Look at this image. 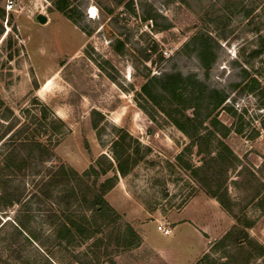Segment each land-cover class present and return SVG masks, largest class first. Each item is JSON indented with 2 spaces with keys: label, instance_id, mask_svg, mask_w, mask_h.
I'll return each mask as SVG.
<instances>
[{
  "label": "rangeland",
  "instance_id": "rangeland-1",
  "mask_svg": "<svg viewBox=\"0 0 264 264\" xmlns=\"http://www.w3.org/2000/svg\"><path fill=\"white\" fill-rule=\"evenodd\" d=\"M56 1L0 0V264H165L148 246L134 244L126 197L161 216L206 193L201 179L211 172L209 166L196 171L208 160L206 144L198 153L141 95L148 78L171 70L229 93L237 115L216 112L231 127L224 141L238 157L226 175L228 196L233 215L250 224V237L264 247V0H68L84 30ZM40 13L46 23L37 20ZM203 33L214 46L209 71L194 51V37ZM252 78L258 87H243ZM55 117L64 122L61 130L52 128ZM121 131L131 135L129 152L139 161L118 174L122 188L112 195L113 205L108 200L121 219L102 227L82 202L78 180L47 179L61 165L83 173L102 154L103 167L116 165L112 143ZM32 137L53 151L50 160L25 145ZM108 177L112 171L97 182L98 190ZM86 180L94 183L96 176ZM210 214L197 208L178 231L210 225L216 217ZM146 219V243L184 259L176 231L165 235L157 219ZM222 238L200 264H264V254L248 259L233 237Z\"/></svg>",
  "mask_w": 264,
  "mask_h": 264
},
{
  "label": "trees",
  "instance_id": "trees-1",
  "mask_svg": "<svg viewBox=\"0 0 264 264\" xmlns=\"http://www.w3.org/2000/svg\"><path fill=\"white\" fill-rule=\"evenodd\" d=\"M55 6L66 17L83 29L80 25V19L77 18L78 10L69 7L68 0H57ZM194 41H196L194 51L197 54V58L202 67L206 71H209L215 61L212 52L214 47L213 40L210 36L203 33L194 37ZM258 85V79L252 78L243 87H248L252 90L254 87H258ZM238 86L239 83H236L232 87ZM141 95L144 96L148 104L153 103L156 105L175 127L191 139L192 145L198 148V153H204L203 146L206 144L205 146L208 148L206 151L208 160L203 161V165L196 171L203 170L207 166L210 167V174L207 173L205 179H201L206 193L216 199L225 211L233 215L231 201L228 196V187L226 186V175L229 169L235 165L238 157L224 141L231 131V127L225 125L216 114L217 110L225 109L231 115H237V111L233 105L227 102L229 93L225 89L211 88L205 80L198 78L195 74L184 75L179 71L171 70L161 72L158 75H152L148 78L141 87ZM140 106L152 120H156L155 115L148 108L143 105ZM152 108L155 109V107ZM190 109L192 110L191 115L188 114V110ZM42 112L43 116L47 117L50 112L49 107L43 106ZM206 122H209L210 127L205 125ZM62 127H64V122L61 119L56 117L52 119L53 129L58 131ZM93 127L97 129V123H94ZM237 132H241V129H237ZM15 139L20 138L17 135ZM130 139L131 135L127 131H121L117 139L113 141L112 151L116 165L110 161L107 167H103L101 160L107 159V157L105 154H102L95 161V164L91 165L83 173H79L72 168L67 170L64 165H61L59 172L50 175L47 180H50L51 183H56L60 175L61 177L68 176L69 180L72 177L78 180L80 198L87 209L96 215L98 220H101L102 227L114 224L121 219V215L108 202L105 194L116 185L119 177L118 174L126 175L139 161V158L133 157L132 153L129 152L131 147L129 143ZM28 140H30L29 145L28 143H25V145L30 146L31 150H37L39 152L38 157L41 160H50L53 157V151L46 144L33 137ZM110 171L113 172V177L104 179L100 184L102 189L98 190L97 182ZM92 174L96 176V181L89 183L86 178ZM73 193L76 196L77 192L74 188ZM233 217L237 220L238 224H234L220 242L233 237L234 243L243 249L248 259L262 256L264 254V247L252 239L247 231L250 224L242 225L236 216L233 215ZM127 226L135 238L134 244L140 245L142 239L139 234L131 225ZM79 229H83L81 225H78ZM68 231L70 232V229ZM206 256H208V253L196 264H200V261Z\"/></svg>",
  "mask_w": 264,
  "mask_h": 264
},
{
  "label": "crops",
  "instance_id": "crops-1",
  "mask_svg": "<svg viewBox=\"0 0 264 264\" xmlns=\"http://www.w3.org/2000/svg\"><path fill=\"white\" fill-rule=\"evenodd\" d=\"M122 182L119 181L117 184L106 194L107 200L113 205L111 201V197L114 192L118 189L121 190ZM127 199V206L131 207V212L128 213V216L131 223L133 224V228L139 234L142 239L141 244L143 246H148L155 252L164 262L165 264H196L209 250L212 246V242L216 239L223 237L230 228L233 226L232 217H230L223 209H221V205H218V201L205 192L199 193L197 196L189 200L182 208L178 209L177 211H172L167 214H163L161 216L158 215H149V212L146 211L144 205H140L138 207H134V200L132 197L128 196ZM197 208L204 209L205 211L210 210L213 216L216 215L215 221L210 225L203 224V226L198 227L193 225L192 229L188 230H180L178 228L187 223L191 222L190 218L193 217V214L196 213ZM210 214V215H211ZM155 216V218L153 217ZM150 219H157L159 224L161 222H165V226L170 228V233L165 235H170L176 231L175 234V241L180 243V245H184V251L186 253V257L183 259L177 260L171 256L170 252L165 253L160 249H154L146 243V236L144 232V226L148 222L146 218ZM162 217L161 221L159 220ZM207 217V215H206ZM169 223L172 225V228L169 226ZM162 232V231H161ZM140 244V245H141ZM193 256V257H192Z\"/></svg>",
  "mask_w": 264,
  "mask_h": 264
},
{
  "label": "built area",
  "instance_id": "built-area-1",
  "mask_svg": "<svg viewBox=\"0 0 264 264\" xmlns=\"http://www.w3.org/2000/svg\"><path fill=\"white\" fill-rule=\"evenodd\" d=\"M7 7H8L9 10H12L13 7H14V3H13V1H9ZM158 229H159L160 231H162L163 233H165V234H169L170 231H171L170 228H169L168 226H165V225H163V224H159V225H158Z\"/></svg>",
  "mask_w": 264,
  "mask_h": 264
},
{
  "label": "water",
  "instance_id": "water-1",
  "mask_svg": "<svg viewBox=\"0 0 264 264\" xmlns=\"http://www.w3.org/2000/svg\"><path fill=\"white\" fill-rule=\"evenodd\" d=\"M37 20L40 22V23H46L48 21V18L46 15L40 13L37 15Z\"/></svg>",
  "mask_w": 264,
  "mask_h": 264
}]
</instances>
